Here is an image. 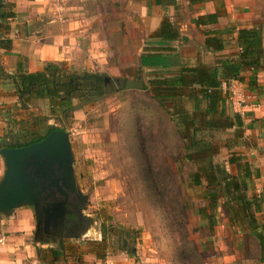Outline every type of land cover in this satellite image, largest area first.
I'll list each match as a JSON object with an SVG mask.
<instances>
[{
  "label": "rangeland",
  "instance_id": "obj_1",
  "mask_svg": "<svg viewBox=\"0 0 264 264\" xmlns=\"http://www.w3.org/2000/svg\"><path fill=\"white\" fill-rule=\"evenodd\" d=\"M113 1L66 0L59 4L64 18L82 20V15L92 18L87 21V30L81 31L82 22L77 31H71L78 35L77 51L84 59L91 55L92 41L98 40V36L93 37L91 33L93 29L102 26L107 31L122 26L121 31L111 36L105 61H95L92 70L83 64H60L69 74L81 75L89 71L109 78L105 94L92 100L75 98L67 112L52 109L48 99L26 98L14 111L16 121L9 123V128L5 126L8 132L11 129L23 131V139L31 138L27 132L41 136L51 126L70 133L77 179L83 191L89 194L84 214L91 221L81 237L63 240L65 260L70 262L66 264H106L109 260L117 264V254L124 252L129 256L135 247L140 252L137 255L139 264H197L200 259L204 264H257L255 260L243 258L239 246H235L241 237L240 229L225 226L226 216L221 210L213 227L198 214L197 207L208 204L204 197L206 186L194 185L189 175L204 165L205 160L188 161L184 153L178 152L165 154V159L173 158L172 167L180 163L179 169L174 168L179 181L174 187L167 185L173 177L165 176V167L155 162L152 171L148 169L147 157L161 158L156 151L162 142V128L169 127L170 122L165 108L156 102L153 90L126 88V80L132 76H142L148 81L147 73L139 69L138 58L149 36H146V28L143 29L144 22L137 19L139 14H133L127 1L119 3L116 11L123 16L116 18L115 13L113 16L107 14ZM71 6L84 9L72 10ZM102 7L107 8L103 10ZM255 11L264 31V0H255ZM130 14L132 21H127ZM63 20L61 24L69 22ZM62 28L66 30L68 25H60L57 30L48 25L40 33H56ZM7 89L10 92H6L14 93L12 88ZM153 117L157 122L155 127ZM178 141L171 133L169 143L175 151L180 150ZM246 142L255 146L252 140ZM214 144L215 162L227 164L229 172L232 167L236 168L237 165L228 163V159L231 154L242 153L241 150L227 149L216 138ZM179 195L185 202L186 224L179 205L172 200ZM222 226L223 233L219 234ZM186 233L194 245L189 244ZM42 240L51 245L59 244ZM192 246L197 252H190L189 258L184 256L183 249Z\"/></svg>",
  "mask_w": 264,
  "mask_h": 264
},
{
  "label": "crops",
  "instance_id": "obj_2",
  "mask_svg": "<svg viewBox=\"0 0 264 264\" xmlns=\"http://www.w3.org/2000/svg\"><path fill=\"white\" fill-rule=\"evenodd\" d=\"M63 1L66 0H0V35L9 37L13 41L11 48H0V62L8 72H16L18 69L26 72H36L42 70L46 62L83 64L88 70H92L95 61H105V57L108 56L111 36L117 33L118 30L121 31L122 26L118 25L107 31H104L102 26L93 29L94 32L91 33L93 37L97 35L98 40L92 41V47L89 49L91 55L88 56V59H84V57H80V52L77 51L79 49L77 48L78 35H73L71 31H77L82 22L83 28L81 31L87 30L88 28H85L88 26L87 21L92 20V18H86L84 15H82V20H79L78 17L64 18L62 12L59 11L61 10L59 4ZM78 1L84 3L88 0ZM125 1L129 6H132L131 11H134L133 14H139L140 17H137V19L144 22L143 29L146 28V36H149L147 43H145L146 46L139 55V63L142 53L151 51L146 49L158 46L156 43L164 20L170 19L178 27L181 34L180 38L168 42L164 46L165 49L162 50L165 55L169 56L171 66L167 68L140 66V71L147 73L148 81L138 75L127 79L142 80L145 84L143 88L153 90L156 102L165 108L164 112L167 113V120L170 124H168L169 127L162 128L164 131L162 142L158 144L162 153L178 152L185 154L188 140L186 130L191 126V137L209 143L212 152H216L215 138L221 140L227 149L241 150L242 153L239 152L238 154H241L243 159L252 165L253 171L252 178L248 179L247 194L249 197L260 196L264 190V71H260L258 74V89H248L245 85L248 107L244 114H240L244 122V126L241 128L237 126L229 127L219 123V119L226 121L227 116L233 117L235 114H239L233 109L223 88L220 90L222 101L211 104L206 96L205 87L201 84L174 86L166 81H158L166 78L170 81L177 78L184 71L183 69L189 67L200 65L213 67L228 57H234L240 50L237 42L238 29L254 26L262 28L255 11V0H206L196 3H192L190 0ZM119 3L123 4V0L111 2V6L106 7L110 9L107 14L113 16L115 13L116 18L123 16L116 12ZM106 8L102 7L103 10H106ZM69 9L83 10L84 7L71 6ZM51 10L53 11L52 14L50 13ZM2 11L13 14L4 21L1 19ZM216 12L218 13V19L215 22H208L206 25L198 23L200 15ZM132 17V14H130L127 21H132ZM62 19H64L63 21L69 20V22L61 24ZM48 25L55 26L56 30L60 25H63V27L68 25L69 29L62 28L56 33L41 34L40 32ZM133 27L135 28V23ZM206 30H209L207 35ZM208 36L219 40L223 48H208L206 46ZM185 74H187V71ZM7 88H12L14 93L6 92L9 90ZM158 88L170 89V91L176 90L177 93L164 92L162 97H158L156 93ZM26 95L25 99L27 98ZM18 97L19 99H17ZM20 101L21 97L10 81L0 80V138L8 134V129H5V126L9 128V123L16 121L14 111L21 105ZM153 119L155 127L157 122L155 117ZM192 121L193 123L187 127L188 123ZM237 132L241 133V137H236ZM171 133H173V137L179 139V151L172 149L171 143H169ZM247 140H252L255 146H249ZM167 160L169 161V158ZM174 168L179 169L180 163L174 165ZM5 169L4 159L0 156V181ZM230 173L238 174V168L232 167ZM257 217L261 222H264V203L257 212ZM226 225L230 228L232 226L227 217ZM223 229L222 226L219 234L223 233ZM35 231L36 214L31 206L16 209L12 216L0 215V264L70 263L65 260L66 257L54 260L51 249H59L60 243L51 245L46 241H38L36 236L34 239ZM240 232L241 237L236 242V247L239 246V242L244 235L242 230ZM138 252V248L136 253L131 251L129 256L124 252H120L117 254L119 257V259H116L117 264H139L137 260Z\"/></svg>",
  "mask_w": 264,
  "mask_h": 264
},
{
  "label": "trees",
  "instance_id": "obj_3",
  "mask_svg": "<svg viewBox=\"0 0 264 264\" xmlns=\"http://www.w3.org/2000/svg\"><path fill=\"white\" fill-rule=\"evenodd\" d=\"M206 0H190L192 3L202 2ZM13 13L2 11L1 19L6 21ZM218 19V13H210L200 15L198 23L206 25L208 22H215ZM2 24V23H1ZM206 35L209 30H206ZM237 42L240 47L239 52L234 57H228L221 63L213 67L200 65L196 67H189L183 69L177 78L170 81L166 79H159V82H168L170 85H190L201 84L205 87V93L211 104L218 103L221 100L222 83L240 81L248 87V89H258V74L264 71V31L259 26L243 27L238 29ZM181 37L178 27L168 20L162 23V29L158 35V46H152L150 52L145 51L140 56L141 67H159L167 68L171 66V60L168 55L163 53L164 46L168 42L176 40ZM220 41L213 37H207L206 46L208 48L222 49L223 45ZM13 41L9 37L0 35V48L9 49L12 47ZM149 48V47H148ZM62 62H46L42 70L36 72H26L18 69L16 72H8L4 65L0 62V80L10 81L16 89L17 94L21 97V103L25 95L27 98H45L51 103V108L54 110L67 112L73 103V99H87L92 100L101 97L105 94L108 83L106 77L99 73H92L84 71L83 74H69L61 69ZM187 71V74L185 72ZM250 72V73H247ZM164 92H175L176 90H164L158 88L156 93L158 97H162ZM160 95V96H159ZM15 122V121H14ZM193 121L188 123L187 127ZM219 123L229 127L244 126V122L240 114H235L233 117L227 116L226 121L219 119ZM61 129L59 127L51 126L47 129L45 134L36 135L29 133V139H23L25 135L23 131L13 132L0 138V148L8 147H22L33 142L39 141L46 137L51 131ZM241 132L240 130H238ZM237 132L236 137H241V133ZM188 138L185 153V159L188 161H204V165L192 172L189 176L191 183L194 185L206 186L204 197L208 200V204L197 207L198 214L202 215L208 222L210 227H213L221 210L229 220L233 227H237L244 232L243 238L239 242V250L244 259L257 261V264H264V222H261L257 217V212L261 209L264 203V190L260 196L249 197L248 179L252 178V165L243 159L240 154H231L228 163L235 164L238 167L239 173L234 175L227 169V164L215 162L213 152L209 143L205 141L195 140L191 137V126L186 130ZM9 138V139H8ZM197 147V148H196ZM161 158L158 160L146 158L147 167L150 171L153 169L155 162L166 168V175L172 180L167 184L168 186H176L177 181L173 158L166 161L167 155L162 153V150L157 148ZM161 150V151H160ZM161 152V153H160ZM172 164V165H173ZM170 191H174L171 188ZM173 203L179 205L181 214L184 217V223H187L188 215L185 213L182 196L172 199ZM189 244L194 245L193 240L189 239V233L185 234ZM52 256L54 260L60 257L65 258L64 244L59 245V249L52 248ZM190 252L193 254L197 252L196 249L188 247L183 249L182 253L186 257H190ZM197 264H204L202 259L198 260Z\"/></svg>",
  "mask_w": 264,
  "mask_h": 264
},
{
  "label": "water",
  "instance_id": "obj_4",
  "mask_svg": "<svg viewBox=\"0 0 264 264\" xmlns=\"http://www.w3.org/2000/svg\"><path fill=\"white\" fill-rule=\"evenodd\" d=\"M109 78L106 77V81ZM142 80H127L126 88H143ZM5 173L0 181V215L12 216L16 209L31 206L38 221V241L41 224L59 228L67 221V205L77 200L73 211L84 214L89 194L81 188L75 171V152L70 133L55 129L43 139L22 147H2ZM71 230L65 237H81L89 228ZM36 234V235H37ZM136 253L137 248L132 250Z\"/></svg>",
  "mask_w": 264,
  "mask_h": 264
},
{
  "label": "flooded vegetation",
  "instance_id": "obj_5",
  "mask_svg": "<svg viewBox=\"0 0 264 264\" xmlns=\"http://www.w3.org/2000/svg\"><path fill=\"white\" fill-rule=\"evenodd\" d=\"M106 79V78H105ZM78 202L77 200L72 201L67 205V212H66V218L67 221L64 223V226L59 228H50L45 227V223L43 222L41 224V229L39 231V237L49 239L52 242H58L60 244L64 243V239L66 238H75V237H65L66 232L73 233L71 230H75L78 227H84L88 224V222L91 221L90 218L87 217H79L76 212L73 211L74 204ZM38 221L36 218V231L35 236L38 238ZM37 234V235H36ZM47 240V241H49ZM43 241V240H42Z\"/></svg>",
  "mask_w": 264,
  "mask_h": 264
},
{
  "label": "built area",
  "instance_id": "obj_6",
  "mask_svg": "<svg viewBox=\"0 0 264 264\" xmlns=\"http://www.w3.org/2000/svg\"><path fill=\"white\" fill-rule=\"evenodd\" d=\"M222 88L227 93V97L235 112L244 114L248 107L247 93L245 85L240 81L223 82ZM106 264H115L113 261H108Z\"/></svg>",
  "mask_w": 264,
  "mask_h": 264
}]
</instances>
